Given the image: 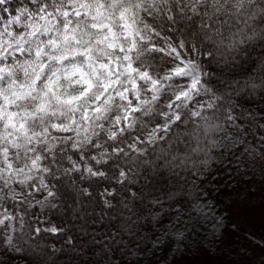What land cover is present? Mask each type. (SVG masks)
<instances>
[{"label": "snow or ice", "instance_id": "6c2138e0", "mask_svg": "<svg viewBox=\"0 0 264 264\" xmlns=\"http://www.w3.org/2000/svg\"><path fill=\"white\" fill-rule=\"evenodd\" d=\"M249 128L264 0H0V264H142L159 211L207 219L193 182ZM210 236L191 264H264V232Z\"/></svg>", "mask_w": 264, "mask_h": 264}, {"label": "trees", "instance_id": "16d2710c", "mask_svg": "<svg viewBox=\"0 0 264 264\" xmlns=\"http://www.w3.org/2000/svg\"><path fill=\"white\" fill-rule=\"evenodd\" d=\"M252 107L259 106L253 105ZM245 127L248 126L245 125ZM262 147L264 145L261 144L259 132L256 129L249 128L244 138L225 152L223 157L218 152L212 155L208 168L199 179L193 182L196 188L194 195H199V199L195 203L205 205L204 212L207 214V219L201 217L197 221L195 231L192 229V221L188 219L186 212L179 217L173 215L181 209V205L173 207L167 215L165 211L158 212L159 206L153 205V213L158 212V217L162 222L144 225L143 235L149 237V239L145 242L147 251L141 257L142 264H152L154 260L155 262L161 260L162 257L168 255L166 253H169V259L174 262L203 257L197 252V248L205 235H208V239H211L210 232L214 218L215 222H222L231 232L233 226L229 225L226 218L227 214L222 211V197L232 187L238 186L239 178L240 181L248 179L247 174L254 170L257 161L264 156V152L261 151ZM248 149H251V151L249 152ZM201 181L203 182L201 183ZM192 188L193 184H190L186 191H191ZM190 201L191 198H188L184 207H189ZM162 204L163 209L167 210L169 208L167 201L162 200ZM181 233L184 235L181 236ZM189 234L190 238H188ZM154 237L159 239V244L155 248L153 247L155 244ZM181 239L183 243L180 242ZM204 243H207V241H204ZM177 249L179 250L177 251ZM211 254L212 256L224 258L222 251L218 248H215ZM182 257L183 259H181ZM220 257L219 259H221ZM12 264H21V262L16 260Z\"/></svg>", "mask_w": 264, "mask_h": 264}, {"label": "rangeland", "instance_id": "374dc122", "mask_svg": "<svg viewBox=\"0 0 264 264\" xmlns=\"http://www.w3.org/2000/svg\"><path fill=\"white\" fill-rule=\"evenodd\" d=\"M248 179L240 181L238 186L232 187L229 192L225 193L221 200L222 211L225 212L227 222L236 229L231 233V238L242 241L246 234L255 233V238L259 242L261 232H264V156L256 163L254 170L247 174ZM248 247L254 248L249 239ZM168 255L152 264H191L195 259L179 260L174 262L169 259ZM260 253L256 252V257ZM221 258V257H220ZM255 258V257H254ZM200 259H205L201 257ZM221 258L220 260H223ZM218 264V262H214Z\"/></svg>", "mask_w": 264, "mask_h": 264}]
</instances>
